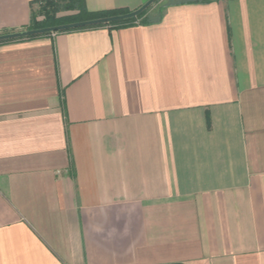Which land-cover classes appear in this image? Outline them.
Here are the masks:
<instances>
[{
    "label": "crops",
    "instance_id": "1",
    "mask_svg": "<svg viewBox=\"0 0 264 264\" xmlns=\"http://www.w3.org/2000/svg\"><path fill=\"white\" fill-rule=\"evenodd\" d=\"M173 1L0 42V264H264V0Z\"/></svg>",
    "mask_w": 264,
    "mask_h": 264
},
{
    "label": "trees",
    "instance_id": "2",
    "mask_svg": "<svg viewBox=\"0 0 264 264\" xmlns=\"http://www.w3.org/2000/svg\"><path fill=\"white\" fill-rule=\"evenodd\" d=\"M156 0L154 4L157 2ZM174 3L173 0L168 1L164 6L160 7L154 16H149L150 9L152 5L144 10L135 18L128 20L110 23L108 25L94 26L81 28L82 29H94L99 27H107L109 29H121L133 26H144L160 21L164 8L168 5ZM41 4V9L39 10V15L43 17L42 20L36 21L35 15H31L30 24L28 31L39 30L44 28H52L62 25L74 24L84 21H90L95 19L109 18L115 16H122L129 14L133 11L126 9L118 10H107L98 12H89L85 8L84 0H39ZM77 30V29H75ZM32 38V37H27ZM8 42V41H5Z\"/></svg>",
    "mask_w": 264,
    "mask_h": 264
},
{
    "label": "water",
    "instance_id": "3",
    "mask_svg": "<svg viewBox=\"0 0 264 264\" xmlns=\"http://www.w3.org/2000/svg\"><path fill=\"white\" fill-rule=\"evenodd\" d=\"M155 1L156 0H148L139 9H137V10H135L129 14L122 15V16L95 19V20L84 21V22L68 24V25H62V26H57V27H52V28H44V29H39V30L25 31V32H19V33L8 34V35H1L0 36V42L18 39V38H24V37L41 36V35H46V34H51V33L65 32V31L74 30V29L108 25L110 23L128 20V19L137 17L144 10L149 8Z\"/></svg>",
    "mask_w": 264,
    "mask_h": 264
},
{
    "label": "rangeland",
    "instance_id": "4",
    "mask_svg": "<svg viewBox=\"0 0 264 264\" xmlns=\"http://www.w3.org/2000/svg\"><path fill=\"white\" fill-rule=\"evenodd\" d=\"M169 0H158L155 4L153 3L152 8L150 9L149 16H154L158 9L162 6H164ZM41 4L38 5V7L35 9V20L40 21L43 19L41 15H39V10L41 9Z\"/></svg>",
    "mask_w": 264,
    "mask_h": 264
}]
</instances>
